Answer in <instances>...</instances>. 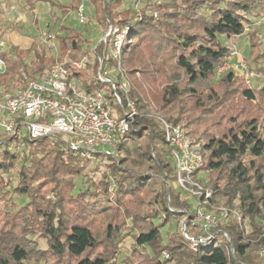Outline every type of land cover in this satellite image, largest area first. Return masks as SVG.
Wrapping results in <instances>:
<instances>
[{"label": "trees", "instance_id": "1", "mask_svg": "<svg viewBox=\"0 0 264 264\" xmlns=\"http://www.w3.org/2000/svg\"><path fill=\"white\" fill-rule=\"evenodd\" d=\"M43 1L64 14L76 11L83 2ZM89 1L94 7L95 21L105 30L110 24L131 23L141 14V19L133 23V41L124 45L116 61L128 74L130 83L124 99H134L140 115L139 125L135 123L120 140L116 162L110 166L117 185L113 199L109 200L108 184H97L86 178H83L85 190L73 193L74 179L82 175L84 168L65 146L48 137L25 138L27 152L22 151L21 157L8 147L10 138H2L0 193L8 203L13 194L26 195L28 201L22 209L29 218H41L53 254L61 257L67 253L76 258L75 264H120V243L129 236L133 243L123 264H257L252 252L257 245L264 244V163L258 166L252 160L264 159V136L259 119L251 117L244 128L231 127L221 135H215L208 127L215 128L213 117L227 106L232 93L239 92L248 102L260 105L264 101V85L249 86L234 73H226L216 83L224 87L223 96L214 90L208 96L213 103L211 109L200 89L213 87L215 69L230 53L220 37L233 40L241 35L243 14L264 11V0H131L126 8L122 7L126 0ZM27 3L33 10L34 2L27 0ZM132 3L138 4V9ZM35 23L38 24L37 20ZM56 34L60 59L69 49L74 51L75 59L79 52H85L83 46L89 43L80 30L62 23ZM246 36L250 55L245 58L251 68L264 75V46L255 32ZM102 50V43H98L97 51L102 53ZM1 55L6 59L7 71L0 74V83L8 87L24 83L22 69L26 72L29 69L27 58L41 72L55 61L46 46L36 43L27 49L12 46ZM176 70L184 71L187 84L175 80ZM78 74L86 83V74ZM161 84L164 87L160 89ZM103 86L93 80L86 88ZM155 103L157 108L153 106ZM150 106L169 122L185 127L195 141L203 138V169L209 170L203 181L207 180L206 186L213 191L211 202L234 208L242 215L241 221L233 219L223 225L221 229L228 237L218 233L215 244L209 248L200 243L192 248L180 226L176 232L168 233L167 242L160 234L162 226L176 220L179 223L188 216L187 232L195 237L200 235L191 222V204L170 185L177 178L171 150L156 118L146 113ZM148 170L152 172L148 174ZM198 175L194 173L195 178ZM51 197L55 198L54 202ZM105 218L108 221L104 239L109 242L108 250L92 256L90 251L101 243L97 223ZM260 218H263L261 223ZM8 239H13V243L2 244L0 264H49L40 259L29 263L30 251L24 242L14 235ZM136 259L139 260L134 263Z\"/></svg>", "mask_w": 264, "mask_h": 264}, {"label": "built area", "instance_id": "2", "mask_svg": "<svg viewBox=\"0 0 264 264\" xmlns=\"http://www.w3.org/2000/svg\"><path fill=\"white\" fill-rule=\"evenodd\" d=\"M134 7L138 9V4ZM154 16L157 17V12ZM76 17L80 23L87 22L83 2L76 10ZM140 19L141 14L123 26L110 24L106 30L100 28L98 43H102V53L97 51V43L90 45L89 50L79 52L75 59L72 57L74 51L70 49L60 59L57 34L40 30L39 41L52 52L55 61L44 72L30 64L27 72L22 69V85L8 87L0 83V144L2 138H10L8 147L16 151L25 138L48 137L53 142L59 141L80 161L87 179L108 184L109 200L112 201L117 185L110 166L116 162L120 140L133 129L140 115L135 100L124 99L130 91V83L128 74L116 61L124 45L133 41V23ZM242 23L244 31L237 36H246L253 31L264 46V11L244 13ZM226 45L230 53L217 65L216 78L231 72L253 86L254 78L260 73L250 67L236 45ZM5 48L6 42L0 34V74L7 71L6 59L1 55ZM78 73L86 74V83ZM93 80L105 86L87 89L86 85ZM146 113L155 117L163 130L171 150L178 188L196 198V203L191 204V222L200 235H190L185 221L182 234L192 248L199 243L209 248L215 244L218 233L228 237L221 227L233 219L240 221L242 215L236 209L211 202L213 191L200 176H206L208 171L203 169L202 144L189 137L185 127L166 120L153 106ZM195 172L199 174L197 178ZM14 184H17L16 180Z\"/></svg>", "mask_w": 264, "mask_h": 264}, {"label": "rangeland", "instance_id": "3", "mask_svg": "<svg viewBox=\"0 0 264 264\" xmlns=\"http://www.w3.org/2000/svg\"><path fill=\"white\" fill-rule=\"evenodd\" d=\"M62 3H70L72 0H59ZM110 1V0H109ZM164 1V0H161ZM131 0H126L123 4V8H126L127 6L131 5ZM84 3V13L87 18L86 23H80L79 20L76 17V11L68 12L67 14H64L61 9L59 8H53L51 7V25L50 28L48 26V21L45 20L46 17H48V8L50 7V4L47 1H39L36 5L37 7V17L39 19L38 25L35 23L36 14L32 13V11H28L26 13V18L30 20V24H25L23 28L20 27V33L24 35L30 34L29 37L34 38L36 41L35 43L38 44L40 47L45 46V44H42L41 41H39V32L40 30H50L51 32H54L56 34L58 30V24L63 23L65 26H69L72 28H75L77 30H80L83 34V37L88 40V44L83 46V51L89 50L90 45H96L98 41L100 40V26L96 23L94 19V7L91 4L89 0H83ZM133 7L135 6V3L133 4ZM135 8V7H134ZM55 21V22H54ZM15 30V29H14ZM18 31V29H16ZM221 41L226 44H234L237 46V49L240 51V53L244 57H249L250 55V43L247 36H237L233 40L227 39L225 36L220 37ZM7 44V43H6ZM10 42L8 43V46H10ZM7 48V47H6ZM5 48V49H6ZM52 54V52L50 51ZM79 53L77 54V56ZM65 56V55H64ZM31 61V58H27L26 63L29 65ZM177 77H175V80L178 81V83H181L182 85L187 84V76L182 70H176ZM219 78L214 77L213 87H207L204 86V88H201V96L204 98V100L207 103V107L211 109L210 107H213V103L211 101L209 102L208 96L211 93V90H214L218 95L223 96V93L225 92L224 87H219L220 85H216ZM254 85H264V76L262 74H258L254 78ZM164 85H160V89L163 88ZM230 99L227 101V106L225 105L223 109H220V113L218 116L213 117L212 123L215 125V128L210 126L208 127L210 131H212L215 135H221L223 130H228L231 127L236 129H242L246 126V121L251 117H256L259 119V124L262 129V134L264 136V109L261 110L262 107H264V101L261 100V104H252L251 102H248L245 100L239 92L236 94H231ZM190 97L186 98L189 99ZM190 102V100H188ZM192 103V99L191 102ZM263 105V106H262ZM155 108H157L156 103L153 104ZM160 114V113H159ZM162 115V114H161ZM207 116V115H203ZM208 117V116H207ZM204 117V118H207ZM233 117V120H230V118ZM220 127L221 131L217 130V128ZM211 134V133H210ZM200 143H203V138L199 140ZM20 144V143H19ZM27 152V149L25 147V144H20V149H17L15 152L16 154L21 157V154L23 152ZM117 153V151H116ZM245 160V159H244ZM247 164L250 161V159H246ZM254 160L255 164L258 166H261V164L264 163V159H252ZM21 163V162H20ZM126 167L127 165H122ZM209 171V170H208ZM206 172V176L204 174H200L203 178L207 179V175L209 172ZM152 170H148L147 173L150 174ZM253 170L251 171V174H253ZM83 178L87 179V176L83 170L82 175L76 176L74 179V189L73 193L78 194L82 190H85L86 185L82 181ZM91 181V179H89ZM207 182V180H206ZM170 185L177 191L182 192L175 181H171ZM47 186V185H46ZM45 186V187H46ZM51 186L48 184V187ZM182 198L185 199L190 204L196 203V198L185 194L184 192L181 193ZM48 194H46L47 196ZM52 202L55 201V198H50ZM28 201V197L26 195H19V194H13L11 201L8 203L6 201V197L0 193V250L2 244H12L13 239L16 240V238H13L12 240L8 239L10 235H14L15 237L19 238L20 241L24 242V245L29 249L30 251V259L29 263H33L35 259H40L42 261L48 262L49 264H75L76 258L69 256L67 253H65L63 256L58 257L50 249L48 239L44 235V231L42 229L43 221L39 217L36 219L29 218L28 214H26L25 211H23L22 206ZM104 201L107 202V197L104 198ZM235 203H238V200L235 201ZM224 206V205H223ZM234 209V208H233ZM29 212V211H28ZM187 216L181 219V221L178 223V221H173L172 224H166L160 228V234L162 235L164 242H167L168 239V233L169 232H176L180 226V229L183 226V222L185 221ZM100 223H97L99 234L98 237L101 240L97 248L94 250H91L90 253L92 256H95L99 253V251L107 252L109 246V242H107L105 238V227L107 224L108 219ZM28 220V221H27ZM236 220V219H235ZM242 220V219H241ZM240 220V221H241ZM238 221V220H237ZM263 221V218H260V223ZM27 225H24L26 224ZM158 223V222H157ZM247 232L251 231V227L247 224L246 226ZM9 240V241H8ZM133 240L131 236L125 238L120 243V255L118 258V262L120 264L122 263V260L124 257L130 252V246L132 245ZM253 256L257 259V264H263L264 262V244L263 245H257L253 250ZM139 259L134 260V263H136Z\"/></svg>", "mask_w": 264, "mask_h": 264}, {"label": "crops", "instance_id": "4", "mask_svg": "<svg viewBox=\"0 0 264 264\" xmlns=\"http://www.w3.org/2000/svg\"><path fill=\"white\" fill-rule=\"evenodd\" d=\"M32 1L34 2V9L33 10L30 9V10L32 11V13L36 14L35 20L39 22V19L37 17L38 14H37L36 5L39 1H43V0H32ZM51 7L52 6L50 5V7L48 8L49 11H47L48 17H46L45 19L48 21L47 23L49 24L51 23V20H49L51 18L50 16ZM29 8L30 7L29 4L27 3V0H0V34L3 40L7 43L6 44L7 48L5 49V51L10 50L12 46H18L19 48L27 49L36 42L34 38L29 37L30 34H26V35L23 34L22 36V34L19 31L20 27L23 28L25 24H30V20L26 18L27 17L26 13L30 11ZM16 29H18V31H16ZM9 42L11 43L10 46H8Z\"/></svg>", "mask_w": 264, "mask_h": 264}]
</instances>
